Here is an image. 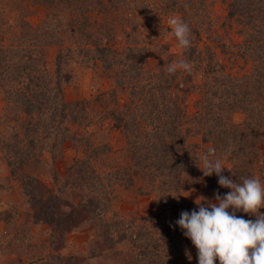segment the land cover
Here are the masks:
<instances>
[{
	"label": "trees",
	"instance_id": "trees-1",
	"mask_svg": "<svg viewBox=\"0 0 264 264\" xmlns=\"http://www.w3.org/2000/svg\"><path fill=\"white\" fill-rule=\"evenodd\" d=\"M224 2L219 27H238L242 42L234 46L215 27L208 0H0V152L8 169L0 177V223L22 239L32 238L31 225L48 226L49 234L47 255L21 264H173L194 257L196 248L175 223L189 210L184 192L197 189L213 200L230 191L215 174L203 175L198 154L215 147L223 175L264 180V0ZM33 7L44 11L37 25L27 19ZM173 15L191 30L190 46L178 53L163 41L174 38ZM221 55L242 58L251 70L231 74ZM178 59L192 71L169 74L167 65ZM198 69L204 84L192 111L187 95ZM86 70L94 73V96L68 99L66 87ZM102 75L111 81L107 89L98 86ZM236 113L244 115L240 123ZM104 124L124 136V157L98 141ZM11 181L20 202L4 206ZM150 197L153 207L140 214ZM75 232L87 235L88 251L55 257Z\"/></svg>",
	"mask_w": 264,
	"mask_h": 264
},
{
	"label": "clouds",
	"instance_id": "clouds-1",
	"mask_svg": "<svg viewBox=\"0 0 264 264\" xmlns=\"http://www.w3.org/2000/svg\"><path fill=\"white\" fill-rule=\"evenodd\" d=\"M170 34L177 46L187 49L191 44L189 25L178 16L168 19ZM178 70L191 72L192 66L185 59L167 65L169 74ZM205 177L215 174L218 184L230 191L214 194V200L197 198L196 209L185 210L175 221L183 235L196 248L198 264H264V180L258 176L242 178L237 182L225 176L221 158L216 156L215 147L198 154ZM243 212L254 219H245ZM191 259V257H189Z\"/></svg>",
	"mask_w": 264,
	"mask_h": 264
},
{
	"label": "rangeland",
	"instance_id": "rangeland-1",
	"mask_svg": "<svg viewBox=\"0 0 264 264\" xmlns=\"http://www.w3.org/2000/svg\"><path fill=\"white\" fill-rule=\"evenodd\" d=\"M210 3H212L211 6V16L213 20L215 21V27L219 29L220 33L223 36V40L227 44H232V46L236 45L237 43L242 42V37L237 32L238 27L232 26V27H225L224 29L220 28L219 26L222 25L225 22V18L227 16V7L224 2V0H208ZM44 18V11L40 7H33L30 8L28 12V20L33 24L37 25L40 23V21ZM170 26V25H169ZM165 43L171 44V51L174 53L181 52V48L177 46V41L174 38L164 39ZM234 50H237L235 47ZM53 51L54 49L47 50L48 59L50 61V64L53 61ZM222 59L224 60V63L226 65L227 71L229 73L234 75H241L244 73H247L251 70V64L248 61H245L242 58H234V60L229 59L228 56L223 57L221 55ZM233 58V57H232ZM74 70H77L76 68ZM202 73L203 71L198 69L197 70V76L195 73L194 81L192 89L188 91V109L195 111V102L197 99H200V95L202 93L200 87L202 88V84H204V80L202 81ZM93 77L94 73L90 70L81 71L79 78L72 84L66 87V95L68 99H90L94 96V87H93ZM99 84L98 86L100 89H107L111 81L108 80V77H104L102 75L101 77L98 76ZM200 85V86H197ZM4 97L0 93V111L4 109ZM244 119V115L242 113H236L234 114V122L240 123ZM73 129H77L76 126L73 127ZM93 129H97L96 127H93ZM264 141V129L261 131V137L260 140ZM196 140L198 142L200 141V138L198 137ZM98 141L99 142H109L111 143L113 149L115 150V157L121 158L124 157L125 152V146H126V140L124 136L116 130L110 129L107 124H104L102 128L99 131L98 134ZM67 156L73 157L74 152L71 150V144H67L65 148ZM59 162L57 164V168L60 172H63L65 169V163ZM8 173L7 166L3 160L2 153L0 152V177L6 176ZM47 176H44L45 182L50 185V179L46 178ZM11 186L6 192V194H3V197L1 199V204L5 206V203L8 202L9 204H13L17 202L18 204L20 202V196H19V187L18 183L11 181ZM184 195H186V199L188 200L189 206V212H191L193 209L197 208V205L195 203V200L200 197V199H203V194L200 190L197 189H190L186 192H184ZM126 197V196H125ZM205 198V197H204ZM214 200V198H213ZM153 199L150 197L149 199L143 198L142 204L138 207V211L140 214H144V210L146 207L149 209L153 207ZM119 207L121 209H125L128 207V202L125 201L122 204H119ZM146 211V210H145ZM264 212V211H263ZM243 213V212H242ZM240 212H237V215L242 214ZM244 215V214H242ZM32 229V238H26L22 239L21 232L14 234L13 228H8L5 226V224L2 222L0 223V264H21L23 262H29L31 260H38L41 257H45L47 255V251H50V249L47 248L48 245V237L49 234L47 233L48 226L45 225H31ZM68 247L66 251H62L61 249H56L54 252L55 257H62L60 255H63L62 253L69 254V253H86L88 251L87 247V235L83 232H75L70 233L68 236ZM31 239V240H29ZM28 240V241H27ZM197 250L195 251L194 257H191V259L188 257H184L181 259H175L173 264H198L197 261ZM44 264V263H39ZM214 264H219L218 260L214 262Z\"/></svg>",
	"mask_w": 264,
	"mask_h": 264
}]
</instances>
